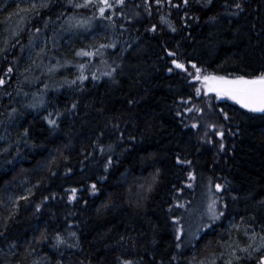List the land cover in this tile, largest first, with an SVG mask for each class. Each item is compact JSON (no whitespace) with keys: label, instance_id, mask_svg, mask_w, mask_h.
Masks as SVG:
<instances>
[{"label":"trees","instance_id":"16d2710c","mask_svg":"<svg viewBox=\"0 0 264 264\" xmlns=\"http://www.w3.org/2000/svg\"><path fill=\"white\" fill-rule=\"evenodd\" d=\"M84 3L0 0V78L12 67L8 83L0 85V264H259L264 113L205 91L192 78V64L202 76L264 73V0L114 4L100 41L85 43V33L64 48L61 40L56 60L45 58L47 66L69 64L57 81L70 84L42 75L50 91L41 100H23L15 68L25 55L19 47L40 30L36 25L33 32L28 12L47 24L65 9L92 15ZM21 13L27 23L8 48L22 26L12 18ZM104 48L110 66L103 67L111 74L84 72L80 65L93 68ZM81 50L94 54L77 55ZM203 190L219 198L222 216L182 246L174 218ZM57 233L65 243H57ZM249 245L251 256L240 251ZM233 248L239 261L230 255Z\"/></svg>","mask_w":264,"mask_h":264},{"label":"rangeland","instance_id":"374dc122","mask_svg":"<svg viewBox=\"0 0 264 264\" xmlns=\"http://www.w3.org/2000/svg\"><path fill=\"white\" fill-rule=\"evenodd\" d=\"M11 1L13 0H4V3L5 2L8 3ZM109 2L115 4V0H109ZM125 2H127V0H124V3ZM89 5L93 7L92 15L88 14L89 10H82L81 8H76L71 12L65 9L60 13L55 14L56 15L55 21L52 18L54 14H50L51 12L50 9L48 15L49 14L51 15V19L53 20V23L50 21L47 24H44L43 22L40 23L35 19V17L31 12H28L29 15L31 16V22L33 23V27H32L33 32L35 30L36 25L40 26V30L37 31L36 33L34 32L35 35L29 36V40H32L30 44L22 45L19 47V49L21 48L20 49L21 51H24L23 54L25 55H22L23 63L16 64L17 66L15 68L19 70L21 75V81L19 80V84L25 90L24 96L21 97L23 100L26 101L38 100V99L41 100L50 91V86L46 84L41 85L42 80L46 79V77H43L42 75L50 76V79H54L57 85L70 84V80L68 79H62L61 81H57V77L62 72L68 70L69 64L67 62H59L57 65L50 64L49 66H47L45 61V58L47 57L50 58L53 57V60H56L57 57L54 54V50L59 49L61 47V40H65L64 48L66 47L69 48L72 45H74V43L78 38L77 37L78 35L89 33V37L85 40V43L94 44V42L100 41V39L96 40L97 38H100L106 34L105 27L107 28L108 26L107 21L114 18L115 7L111 9H105L104 15L101 16L99 13L100 0H92V2ZM118 5H122V4H118ZM87 7L85 8L88 9ZM145 7L146 6H144V8ZM109 13L113 14L110 18H108ZM22 14L23 13H21L20 16H15L12 18L13 22L15 23L20 22L22 26H19L15 31L12 32L9 41L7 42L8 48L10 47V45L12 47V44L10 43L12 39H14L12 43L14 41H16L17 43L19 42V40L16 38L20 37L19 33L22 31L23 27L27 23L28 15L22 16ZM37 15H41V12H39ZM60 16L63 18L62 21L61 19L59 20ZM103 19H105L106 21ZM97 27L99 29L97 33L91 32ZM80 39L84 40V38L82 37H80ZM40 47L42 48L41 50L39 49ZM106 54H107V48L101 49L99 54L96 55H98L102 59L96 62L93 68L84 67L85 68L84 72H90V71L96 73L103 72L104 77L109 76L108 73L111 69H109L108 67H103V66H110V62L107 60L108 57ZM35 58L37 63H33V59ZM17 62L19 61L17 60ZM2 74L5 75L7 74L6 75L7 78H3L5 80V83L1 85L4 86L5 84L8 83L12 71L11 73L4 71ZM36 74H39V76H36ZM226 78L235 79L229 77ZM201 84L205 91L215 94L219 99L231 101L245 108L241 103H239L237 100L232 99L230 96H219L215 91H209L208 87L204 84L202 80H201ZM55 90H57V88H55ZM20 95H21V91L19 96ZM213 200L215 201V210H214L215 217L213 216V213L209 212L208 210V206ZM221 216H222V206L219 198L214 197L213 193L210 192V190L207 191L203 190L202 192H200L194 204L190 208H188V210L185 213H183L180 217H178L179 223L175 221L176 234L179 228L183 229V231L180 233V240L183 244L182 246L194 242L198 238L200 233H202L205 230L206 227L211 225V223H214L217 220H219ZM202 264H208V263L202 262Z\"/></svg>","mask_w":264,"mask_h":264},{"label":"snow or ice","instance_id":"6c2138e0","mask_svg":"<svg viewBox=\"0 0 264 264\" xmlns=\"http://www.w3.org/2000/svg\"><path fill=\"white\" fill-rule=\"evenodd\" d=\"M92 0H85V4L83 6L87 7L88 4H90ZM156 2L159 4L160 0H156ZM188 0H184V3L187 4ZM124 0H115V4H123ZM31 7H35V4H33ZM42 7H47L46 4H43ZM75 7H81V5L77 4ZM114 7L113 3H110L109 0H100V6H99V13L101 16L104 15L105 9H111ZM237 8L240 7L239 4L236 5ZM162 20H164V17H161ZM171 26V25H170ZM39 31V30H37ZM173 31L175 29L173 28ZM114 46V45H112ZM101 47H104L103 45ZM0 51H3V49H0ZM94 53L92 52H85L81 50L80 52L77 53V55H85V56H92ZM99 54V53H96ZM170 55L175 56L176 53H170ZM172 64L175 65L177 69L185 70L186 71V66L184 63L179 62L176 59L172 60ZM192 67L195 69V75L192 76L194 80H202L204 84L208 87L209 91H215L217 95L219 96H230L232 99L237 100L239 103H241L245 108H249L250 110L253 111H264V73H261L258 76H255L251 79L245 78L244 76H239L235 79H228L223 76H215V75H201V69L197 68L195 64H192ZM80 68L83 69L84 65H80ZM12 68L9 67L7 72L11 73ZM169 71H172L170 68ZM109 75L111 73H108ZM191 75V74H190ZM87 77L81 76L80 79H86ZM5 80L3 78H0V85L4 84ZM72 83H75L73 81ZM196 93H200V89H196ZM76 105H73V108ZM189 111H191L189 109ZM59 115V113H57ZM48 123L50 125L55 126L56 125V120L55 119H48ZM195 126V125H194ZM218 135L223 136V132H219ZM221 147L223 145L221 144ZM177 162L181 164H188L191 163L190 161H181L179 157H177ZM190 177H193V173L188 174ZM93 189L95 190V185L92 186ZM220 184H216L215 188L216 189H221ZM71 195L69 196V199H75V193L76 189H71ZM183 207V205H181ZM209 212L213 213V216L215 217V201L213 200L209 206H208ZM177 223H179V218H174ZM250 227V226H249ZM183 231L182 228H179L177 230V240L180 239V233ZM247 231V230H246ZM71 235H75V233H72ZM46 238V237H45ZM253 239H255V234H253ZM56 240L57 243H65L64 238L60 236L59 233L56 235ZM260 241H261V246L264 247V233L260 234ZM180 245L177 244V247ZM252 246L249 245L248 247H245L243 249H240V251L247 252L249 256H251V251L249 249ZM255 250V249H253ZM236 249L233 248L230 255L235 258L236 261H239L241 259L240 256L236 255ZM123 264H132V261L130 260H125L123 261ZM195 264H202V262H195ZM226 264H232V260L229 259ZM259 264H264V256H260L259 258Z\"/></svg>","mask_w":264,"mask_h":264},{"label":"water","instance_id":"95a60500","mask_svg":"<svg viewBox=\"0 0 264 264\" xmlns=\"http://www.w3.org/2000/svg\"><path fill=\"white\" fill-rule=\"evenodd\" d=\"M249 109V108H248ZM253 111V110H252ZM256 113H264V111H254Z\"/></svg>","mask_w":264,"mask_h":264}]
</instances>
